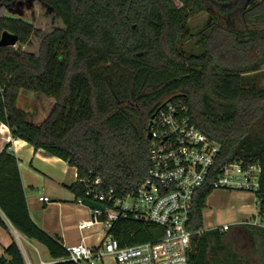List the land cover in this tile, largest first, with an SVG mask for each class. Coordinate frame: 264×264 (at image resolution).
Returning <instances> with one entry per match:
<instances>
[{"label": "trees", "instance_id": "trees-1", "mask_svg": "<svg viewBox=\"0 0 264 264\" xmlns=\"http://www.w3.org/2000/svg\"><path fill=\"white\" fill-rule=\"evenodd\" d=\"M14 1L0 0V7ZM177 1L41 0L63 24L47 33L0 15V38L8 30L26 45L41 35L37 52L0 46V122L13 138L77 168L70 187L77 200L85 197L82 180L95 176L123 196L148 175L152 117L182 101L192 123L221 143L222 163H260L256 198L264 219V87L246 77L264 63V0ZM203 11L213 25L196 42L200 51L183 50L189 18ZM22 93H33V100ZM9 148L0 153V228L11 224L43 244L53 264H75L63 240L32 219L19 160ZM211 191L197 194L191 229H203ZM249 228L264 244V227ZM110 234L124 247L154 240L163 228L128 216ZM192 240L191 264L244 263L220 228ZM25 262L16 240L0 256V264Z\"/></svg>", "mask_w": 264, "mask_h": 264}, {"label": "built area", "instance_id": "built-area-1", "mask_svg": "<svg viewBox=\"0 0 264 264\" xmlns=\"http://www.w3.org/2000/svg\"><path fill=\"white\" fill-rule=\"evenodd\" d=\"M182 101L168 102L149 124L150 168L143 182L126 195L114 189L105 190L100 176L83 179L85 197L105 206L92 209V217L79 223L80 229L102 226L96 245L85 242L66 246L68 259L75 264H105L111 258L116 264H191L193 236L203 229H191V216L197 194L204 188L244 191L255 195L260 188L262 168L259 162L234 159L221 162L222 145L201 131L187 114ZM42 202L50 197L42 195ZM84 205V204H83ZM155 224L163 234L154 240L120 246L110 231L120 217ZM249 224L257 225L251 221ZM229 229L228 225L222 231ZM99 235V238H100ZM25 264H53L57 260L41 259Z\"/></svg>", "mask_w": 264, "mask_h": 264}, {"label": "crops", "instance_id": "crops-1", "mask_svg": "<svg viewBox=\"0 0 264 264\" xmlns=\"http://www.w3.org/2000/svg\"><path fill=\"white\" fill-rule=\"evenodd\" d=\"M22 96L29 102L33 100L34 95L33 93H22ZM25 109L28 110V108ZM7 144H10L9 150L19 160L28 207L34 222L47 233L59 236L66 246L81 242L96 245L102 236L100 235V238L99 235L93 237L95 234L89 230L94 227L79 228L80 221L89 220L92 217V209L80 204L75 193L70 189L78 181L77 168L57 156L48 154L43 149L36 150L25 140L13 138L10 129L0 122V153ZM242 194L246 197H251L250 194L254 196L252 215L235 224L225 223L217 228L222 230L223 226H229V229L225 231L226 241L228 235L233 234V237L242 235L247 241L253 243L252 248H247L244 245L242 251L238 253L243 264H264V244L258 236L257 240L251 237L249 228L252 225L249 223L254 220L257 222L256 226L264 227V219L259 216L255 195L249 192ZM42 195L50 197V202L40 201L39 197ZM20 238L29 244L34 242V240L27 239L11 224H9V229L0 228V256L4 255L5 248L13 240H16L25 260H30L26 256L27 252L20 242Z\"/></svg>", "mask_w": 264, "mask_h": 264}, {"label": "rangeland", "instance_id": "rangeland-1", "mask_svg": "<svg viewBox=\"0 0 264 264\" xmlns=\"http://www.w3.org/2000/svg\"><path fill=\"white\" fill-rule=\"evenodd\" d=\"M0 15L21 18L32 23L45 33L63 26L55 11L42 3L41 0H15L10 4L2 5L0 7ZM212 25L213 19L208 11H203L190 17L187 22L186 33L180 38V46L182 49L192 53L199 52L200 47L196 42L201 38L203 33H207L210 30ZM40 41L41 35H34L31 43L20 45L18 42L15 46L11 47L15 49L22 47L27 51L37 52ZM246 77L255 81L259 86L264 87V63L262 64V70L260 72L250 73L246 75ZM242 193L244 192L229 191L226 189L212 190L207 197L206 207L203 210V229L208 231L221 227L225 223L231 225L242 219L249 218L252 215V208L254 207V196L250 194L251 197H246ZM89 232L95 234L93 237L100 235L102 226L97 225L89 230ZM20 240L27 252L26 256L29 257L33 263L39 262L40 259H50L48 250L43 244L35 240L32 244L27 243L22 238H20ZM94 240L96 239L94 238ZM227 241L230 242L236 253H240L244 245L247 248H252L253 245L251 241H247L242 235L233 237V234H230L227 237ZM105 264H116V262L111 258H107ZM211 264L217 263L212 261Z\"/></svg>", "mask_w": 264, "mask_h": 264}, {"label": "water", "instance_id": "water-1", "mask_svg": "<svg viewBox=\"0 0 264 264\" xmlns=\"http://www.w3.org/2000/svg\"><path fill=\"white\" fill-rule=\"evenodd\" d=\"M251 1V0H249ZM19 42L18 35L5 30L0 38V46H15ZM155 117V115L152 117V119ZM152 121H150V124ZM148 138H151V134L148 133ZM83 204L88 206L91 209H101L104 210L105 206L103 204L97 203L95 201H92L90 199H84Z\"/></svg>", "mask_w": 264, "mask_h": 264}]
</instances>
